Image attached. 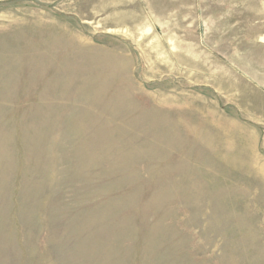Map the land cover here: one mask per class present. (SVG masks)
Masks as SVG:
<instances>
[{
    "label": "rangeland",
    "instance_id": "obj_1",
    "mask_svg": "<svg viewBox=\"0 0 264 264\" xmlns=\"http://www.w3.org/2000/svg\"><path fill=\"white\" fill-rule=\"evenodd\" d=\"M0 264H264V0H0Z\"/></svg>",
    "mask_w": 264,
    "mask_h": 264
}]
</instances>
